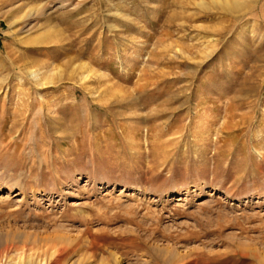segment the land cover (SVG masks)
<instances>
[{"label": "rangeland", "instance_id": "374dc122", "mask_svg": "<svg viewBox=\"0 0 264 264\" xmlns=\"http://www.w3.org/2000/svg\"><path fill=\"white\" fill-rule=\"evenodd\" d=\"M232 1L0 0V264H264V0Z\"/></svg>", "mask_w": 264, "mask_h": 264}, {"label": "bare ground", "instance_id": "6f19581e", "mask_svg": "<svg viewBox=\"0 0 264 264\" xmlns=\"http://www.w3.org/2000/svg\"><path fill=\"white\" fill-rule=\"evenodd\" d=\"M227 1V0H226ZM231 1L232 0H230V3H231ZM237 1V0H236ZM235 1V2H236ZM233 2V5H234V1H232ZM239 2V1H238ZM242 2V1H241ZM240 2V3H241ZM235 4H237L238 5V3H235ZM244 4V3H243ZM231 5H232V3H231ZM235 7V6H234ZM238 7V6H237ZM240 7H241V5H240ZM243 7V6H242ZM230 8V7H229ZM238 9H240L239 7H238ZM31 72V76H33L34 78H35V80H36V82L39 84V85H45V84H47L46 82H43V79H42V77L40 76V72H38L37 70H31L30 71ZM182 199V198H181ZM56 255V254H55ZM31 263V262H30ZM30 263H28V264H30Z\"/></svg>", "mask_w": 264, "mask_h": 264}]
</instances>
